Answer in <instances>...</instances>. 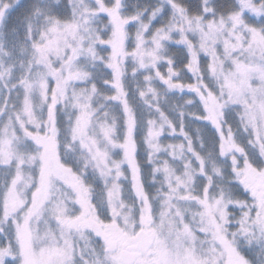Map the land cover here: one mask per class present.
Wrapping results in <instances>:
<instances>
[{
    "label": "snow or ice",
    "instance_id": "snow-or-ice-1",
    "mask_svg": "<svg viewBox=\"0 0 264 264\" xmlns=\"http://www.w3.org/2000/svg\"><path fill=\"white\" fill-rule=\"evenodd\" d=\"M0 264H264V0H0Z\"/></svg>",
    "mask_w": 264,
    "mask_h": 264
},
{
    "label": "rangeland",
    "instance_id": "rangeland-1",
    "mask_svg": "<svg viewBox=\"0 0 264 264\" xmlns=\"http://www.w3.org/2000/svg\"><path fill=\"white\" fill-rule=\"evenodd\" d=\"M195 130H196V125L194 124V125H192V129H191V131H192L193 133H195Z\"/></svg>",
    "mask_w": 264,
    "mask_h": 264
}]
</instances>
